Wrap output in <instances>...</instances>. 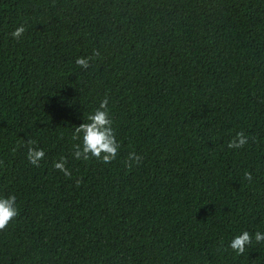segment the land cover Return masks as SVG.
<instances>
[{
  "label": "trees",
  "instance_id": "trees-1",
  "mask_svg": "<svg viewBox=\"0 0 264 264\" xmlns=\"http://www.w3.org/2000/svg\"><path fill=\"white\" fill-rule=\"evenodd\" d=\"M105 98L119 154L77 160ZM0 161V264H264L229 247L264 233V0H0Z\"/></svg>",
  "mask_w": 264,
  "mask_h": 264
},
{
  "label": "clouds",
  "instance_id": "clouds-1",
  "mask_svg": "<svg viewBox=\"0 0 264 264\" xmlns=\"http://www.w3.org/2000/svg\"><path fill=\"white\" fill-rule=\"evenodd\" d=\"M26 29L23 25L17 27L11 36L19 40ZM98 50H94L93 54L87 57H78L75 63L78 67L87 70L91 66V62L99 57ZM108 99L105 98L101 101L99 107L94 113L87 116V122L81 123L74 130L73 139L79 140V143L73 145V156L77 160L88 161L95 158L105 164H110L115 160L119 154L120 142L117 140L114 129L113 120L110 116L108 108ZM249 137L243 131L237 132L229 143V149H240L248 144ZM28 152L27 159L33 166L39 167L40 162L45 157V151L42 148L35 147V141L28 139ZM143 157L137 155L135 152L129 153L127 167L131 168L133 163H140ZM3 162L0 161V164ZM66 158H61L60 161L54 163V168L62 172L66 177L71 178L72 173L66 167ZM244 177L246 180H252V174L245 172ZM76 186L79 187L81 180L75 181ZM19 210L17 207L16 195H9L7 197H0V232L7 230L8 226L18 217ZM253 235L256 243L264 242V233L255 232L250 234L248 231L233 237L230 241L229 247L238 255H243L246 248L253 243ZM227 250V249H225Z\"/></svg>",
  "mask_w": 264,
  "mask_h": 264
}]
</instances>
